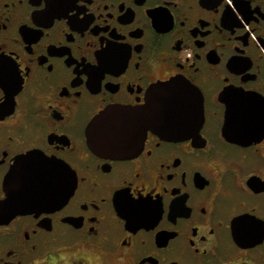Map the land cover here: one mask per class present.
Wrapping results in <instances>:
<instances>
[{"label":"flooded vegetation","instance_id":"af4514ba","mask_svg":"<svg viewBox=\"0 0 264 264\" xmlns=\"http://www.w3.org/2000/svg\"><path fill=\"white\" fill-rule=\"evenodd\" d=\"M0 264H264V0H0Z\"/></svg>","mask_w":264,"mask_h":264},{"label":"water","instance_id":"95a60500","mask_svg":"<svg viewBox=\"0 0 264 264\" xmlns=\"http://www.w3.org/2000/svg\"><path fill=\"white\" fill-rule=\"evenodd\" d=\"M158 98L157 104H153L152 114L161 112L162 115H170L173 113H182L185 106L184 100H188L190 104L187 106L190 113L202 114L203 105L201 98H198L195 90L186 82L179 79H172L157 86ZM160 109V111H158ZM113 112L108 110L106 112ZM107 117H100V119ZM147 126H153L157 132L163 137H172L174 128L171 126L175 121H180L181 117H143ZM23 202H27L24 200ZM21 203L20 207H27L25 203Z\"/></svg>","mask_w":264,"mask_h":264}]
</instances>
